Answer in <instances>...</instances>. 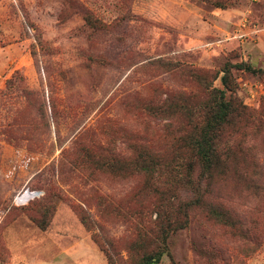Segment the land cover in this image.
I'll return each mask as SVG.
<instances>
[{"label": "rangeland", "instance_id": "obj_1", "mask_svg": "<svg viewBox=\"0 0 264 264\" xmlns=\"http://www.w3.org/2000/svg\"><path fill=\"white\" fill-rule=\"evenodd\" d=\"M77 1L94 26L65 0H0V264H108L102 248L128 264L118 258L144 221L110 208L145 204L136 192L143 178L91 168L80 152L122 158L133 144L167 152L165 120L140 108L195 87L164 61L264 69V0H228L225 8L210 0ZM232 75L242 103L264 112V76L239 68ZM212 84L219 87L218 78ZM244 144L264 173V137ZM26 190L34 196L15 203ZM211 199L240 221L245 237L193 211L154 264H169V256L174 264H264V189L228 183Z\"/></svg>", "mask_w": 264, "mask_h": 264}, {"label": "trees", "instance_id": "obj_2", "mask_svg": "<svg viewBox=\"0 0 264 264\" xmlns=\"http://www.w3.org/2000/svg\"><path fill=\"white\" fill-rule=\"evenodd\" d=\"M65 2L87 25H95L91 13L77 0ZM210 2L218 8L229 4L228 0ZM162 64L167 65L166 70L176 71L186 86L195 87L165 93L160 100L140 108L151 118L165 120L164 126L171 136L167 152L133 144L127 157L113 154L95 157L88 149L82 150L78 157L79 162L112 176L143 178L136 192L140 198L145 197V204L135 203L126 210L110 208L125 220L144 221V228L137 230L135 238L125 244V257L118 258L128 260V264H154L162 255H169L168 236L184 228L193 211L228 228L233 236L245 237L240 221L211 199L215 187L231 183L253 194L264 189L260 181L264 180V173L251 148L244 144L247 136L264 137L261 117L264 112L260 107L251 109L242 103L232 75V69L239 68L262 77L264 69L242 62H225L214 71L167 61ZM216 78L219 87L212 84ZM143 211L148 213L147 217L143 218ZM79 219L87 226L88 220L80 213ZM34 221L41 229L46 225L43 219ZM102 250L108 264H120L110 250ZM169 258V264H174Z\"/></svg>", "mask_w": 264, "mask_h": 264}, {"label": "bare ground", "instance_id": "obj_3", "mask_svg": "<svg viewBox=\"0 0 264 264\" xmlns=\"http://www.w3.org/2000/svg\"><path fill=\"white\" fill-rule=\"evenodd\" d=\"M32 194H34V192H29V191L26 190L23 193H21L20 196L18 195L16 197L15 201H16V203H20V202L21 203H25L26 201H28L29 199H31L34 196Z\"/></svg>", "mask_w": 264, "mask_h": 264}, {"label": "built area", "instance_id": "obj_4", "mask_svg": "<svg viewBox=\"0 0 264 264\" xmlns=\"http://www.w3.org/2000/svg\"><path fill=\"white\" fill-rule=\"evenodd\" d=\"M20 194H21V193L17 194V195L14 197V200L16 199V197H17L18 195L20 196ZM26 202H27V201H26ZM26 202H25V203H26ZM15 203H16V201H15ZM19 204H24V203H21V202H20Z\"/></svg>", "mask_w": 264, "mask_h": 264}]
</instances>
